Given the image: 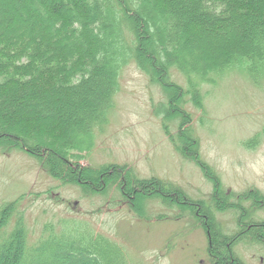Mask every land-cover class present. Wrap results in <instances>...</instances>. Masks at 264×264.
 <instances>
[{
	"label": "trees",
	"instance_id": "16d2710c",
	"mask_svg": "<svg viewBox=\"0 0 264 264\" xmlns=\"http://www.w3.org/2000/svg\"><path fill=\"white\" fill-rule=\"evenodd\" d=\"M131 62L168 94L167 111L188 124L185 93L172 72L186 78L197 107L202 85L230 70L261 81L264 0H0V152L24 151L55 179L89 193L117 184L141 206L159 197L185 207L203 223L214 264H243L233 246L244 239L264 245V223L252 222L242 205L227 203L216 174L199 160L191 131L179 134V148L217 186L215 208L242 212L233 237L220 231L203 202L178 189L142 181L125 167L79 164L93 148L96 130L106 125ZM239 197L264 208L258 191ZM140 205L132 207L136 213ZM15 209L14 203L0 208V264H116L112 258L121 255L104 236L93 241L51 234L30 245L22 217L6 235Z\"/></svg>",
	"mask_w": 264,
	"mask_h": 264
},
{
	"label": "rangeland",
	"instance_id": "374dc122",
	"mask_svg": "<svg viewBox=\"0 0 264 264\" xmlns=\"http://www.w3.org/2000/svg\"><path fill=\"white\" fill-rule=\"evenodd\" d=\"M171 79L185 93L190 123L167 111L168 94L131 62L121 74L106 125L96 130L94 146L79 164L125 167L142 181L159 180L171 191L178 189L203 202L220 231L233 237L240 232L242 212L215 208L217 186L179 148V134L189 130L199 160L216 174L227 203L242 205V211H251L252 222L264 223V208L254 209L250 200L240 203L239 197L250 190L264 196V78L257 82L242 70H230L202 85L201 107L187 93L183 75L174 70ZM133 199H126L117 184L103 194L86 192L55 179L24 151L0 152V208L16 207L4 234L22 217L30 245L51 234L93 241L104 236L121 250L112 258L116 264H214L207 231L193 212L159 197L142 206ZM232 251L243 264H264L260 242L240 240Z\"/></svg>",
	"mask_w": 264,
	"mask_h": 264
}]
</instances>
